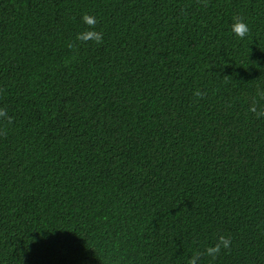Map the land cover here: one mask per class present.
I'll return each mask as SVG.
<instances>
[{"label":"trees","instance_id":"trees-1","mask_svg":"<svg viewBox=\"0 0 264 264\" xmlns=\"http://www.w3.org/2000/svg\"><path fill=\"white\" fill-rule=\"evenodd\" d=\"M262 94L264 0H0V264H264Z\"/></svg>","mask_w":264,"mask_h":264},{"label":"clouds","instance_id":"clouds-1","mask_svg":"<svg viewBox=\"0 0 264 264\" xmlns=\"http://www.w3.org/2000/svg\"><path fill=\"white\" fill-rule=\"evenodd\" d=\"M82 20L87 25H94L96 23L95 17L89 16L88 14H85L82 17ZM231 32L235 35V37L243 39L248 34L249 27L242 19H235L231 25ZM77 38L81 40H87L89 38H92L94 40L99 41L102 38V36H101V33L99 32L90 31V32L79 33ZM197 95H199V93H197ZM250 110L253 112L257 111L255 102L253 103V106ZM3 114L4 113L0 111V115H3ZM257 115L264 116V110L257 112ZM229 243L230 241L228 239H226L224 236H221L219 238V242L214 247L207 248L206 253L208 255L215 256V254H217L220 251L221 246H223L224 248H227L229 246ZM199 255L200 254L197 253L196 256H194L192 260L190 261V264H196V258Z\"/></svg>","mask_w":264,"mask_h":264}]
</instances>
